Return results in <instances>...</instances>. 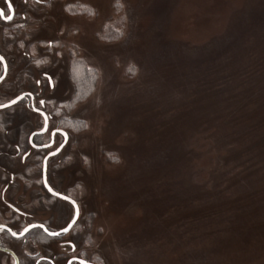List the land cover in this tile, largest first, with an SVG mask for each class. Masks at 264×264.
<instances>
[{
	"label": "rangeland",
	"instance_id": "374dc122",
	"mask_svg": "<svg viewBox=\"0 0 264 264\" xmlns=\"http://www.w3.org/2000/svg\"><path fill=\"white\" fill-rule=\"evenodd\" d=\"M46 2L29 6L33 19L14 30V74L11 33H0L9 66L0 104L31 92L37 107L46 101L49 129L65 126L70 141L48 167L66 177L65 191L77 186L81 216L60 239L37 230L14 239L0 228V246L21 264L80 254L98 264H264V144L237 138L226 148L230 134L218 128L239 117L253 89L235 80L233 94L210 91L247 58L264 59V0ZM43 125L29 99L0 110V225L13 231L32 222L59 229L74 214L42 187L46 151L32 149L29 135ZM0 264L15 261L0 251Z\"/></svg>",
	"mask_w": 264,
	"mask_h": 264
},
{
	"label": "flooded vegetation",
	"instance_id": "af4514ba",
	"mask_svg": "<svg viewBox=\"0 0 264 264\" xmlns=\"http://www.w3.org/2000/svg\"><path fill=\"white\" fill-rule=\"evenodd\" d=\"M11 2H12V4H13V9H14V15H13V19L11 20V21H5V20H3L2 18H0V33H2V37H6L7 36V33H8V31L11 33L10 34V37H11V39H12V42H13V56H12V64H11V69H12V72H13V74H14V30H18V29H20V30H23V24H24V19H26V18H28V16H30V19H33L32 17H31V15H32V10H31V12L29 11V6H31V7H33V3H38L37 2V0H21L20 2H19V0H11ZM39 3H41V4H44V5H48V2H46V0H40V2ZM21 4V6H20V8H22V15L21 16H19V14H20V12H19V5ZM0 7H3V8H5V10H6V14H11V13H7V9H6V5H5V3H4V0H0ZM28 7V10H27V12H25V8H27ZM29 11V12H28ZM22 17V18H21ZM30 19H29V21H30ZM20 26H22V27H20ZM20 30H18V31H20ZM52 43H51V45H49L51 48L54 46V44L55 43H53V41H51ZM32 45V44H31ZM31 45L29 46V47H31ZM2 55V54H1ZM6 59V58H5ZM76 61V60H75ZM6 62H7V60H6ZM72 63H73V61H72ZM2 64V63H1ZM7 65H8V62H7ZM67 68H68V74L70 75V73H71V61H68V65H67ZM3 71H4V68H3V64H2V72H1V74H0V76L2 75V73H3ZM8 72H9V66H8ZM8 75V74H7ZM43 76L47 79V77H51V80H52V84H49L50 85V88L51 89H53L54 88V80H53V78H52V76L53 75H51V74H48L47 73V77L45 76V73L43 74ZM71 76V75H70ZM48 80V79H47ZM24 93V92H23ZM25 93H27V95L20 101V102H22V101H24V100H28L29 99V101H30V108L31 109H33V106H35L36 108H38V109H40V110H43L47 115H48V117H49V122H48V131H46L45 133H43V134H35L34 136H33V140L31 141L30 140V137H31V135L34 133V132H36V131H39L40 129H42L43 127H44V125H43V127H41L40 129H37V130H33L31 133H30V135H29V145H30V147L32 148V149H34L35 151H37V152H39V151H46V154L44 155V157H43V160H42V187H43V189L46 191V193L49 195V197H50V199H54V200H58V201H61V202H63V203H66V204H69L71 207H72V205L68 202V201H66V200H62L60 197H57V196H55V195H53V193L52 192H49L48 191V188L47 187H45V184H44V168H43V163H44V158L48 155V153H49V151H54V149L56 148V147H58L59 145H57V146H55L56 144H53L52 145V148L50 149V148H43V149H38V148H35L33 145H44V144H48L50 141H51V139H53V137H52V129L50 130L49 128H50V121H51V117H52V115H50V114H48L44 109H43V107L45 106V104H46V101L45 100H43V101H45V103L43 104V105H41L40 104V107H37L36 105H35V98H36V96L33 94V93H31V92H25ZM28 93H31L32 95L31 96H29L28 95ZM14 106V105H13ZM36 112V111H35ZM37 113H39V114H41L40 112H37ZM44 119V118H43ZM70 123L72 122V123H76V121H69ZM54 128H57V129H62L63 130V132H65V133H67V142L66 143H64V147L61 149V151L59 152V153H56V155L55 156H50L49 157V159H48V162H47V169H46V175H47V182H48V184H49V186L50 187H52L53 189H54V191H56V192H60V193H62L63 195H67V196H69L71 199H73V200H75L76 201V203L78 204V206H79V199H78V197H79V193L77 192V186L75 187V188H68L66 191L64 190L65 189V187H64V184H65V182H66V177L64 176V175H61V174H56V173H52L51 174V172H50V169H49V162H50V160L52 159V158H54V157H57V156H59L61 153H62V151L65 149V147L68 145V143H69V141H70V135H69V133H68V131L66 130V128H65V126L64 125H62V123H58L57 124V126H55ZM48 132H50V136H49V139H48V141L47 142H39L40 141V139L44 136V135H46ZM57 136H60L61 137V141H60V143H63L64 142V140H65V138L59 133V132H57L56 133V136H55V140L57 141ZM16 148H17V154H19V151H20V147H19V145L17 144L16 145ZM30 156H31V153L29 152V151H25V153H24V156H23V161L24 162H26L27 160H29L30 159ZM14 169V168H13ZM54 171H60V169H54ZM15 173H14V170L12 171V173H11V184H12V188H14V180H15ZM73 176H74V179H75V182L76 181H78L77 180V176L79 177L80 175H78L77 174V172H75L74 174H73ZM61 188H63V189H61ZM6 190H7V188H6ZM5 190V191H6ZM54 200H52V201H54ZM10 207L12 208V210L13 211H15V213L18 215V214H24L22 211H20L19 209H17L15 206H14V202H11L10 204ZM72 209L74 210V214H75V209L72 207ZM73 214V215H74ZM80 216H81V211H80V206H79V217H78V219H77V222H76V224L74 225V227H73V229H71L70 230V232L68 233V234H62L61 236H58V237H52V236H49L43 229H41V228H39V227H36V228H33V229H30L27 233H25V235L23 236V237H21V238H19V237H14V236H12L14 239H24V238H26L27 236H29V234L34 230H37V231H42L44 234H46L47 236H49V237H51V238H58V239H60V238H65V237H67L68 235H71L72 233H73V231H74V229L78 226V222H79V220H80ZM72 219V218H71ZM71 219L67 222V223H69V222H71ZM32 223H43V222H32ZM46 227H48L50 230H54V231H58L59 229H53V228H50L47 224H45V223H43ZM2 225H5V224H2ZM5 226H7V225H5ZM67 226V224L64 226V227H66ZM8 228H10L9 226H7ZM8 228H6V227H4L3 229L4 230H6L8 233H10L7 229ZM12 229V228H11ZM11 234V233H10ZM73 235H74V233H73ZM77 240V239H76ZM72 241V240H71ZM73 242V241H72ZM75 245H76V243L75 242H73ZM71 246V245H70ZM5 247V246H4ZM76 249H78V246L76 245ZM76 249H75V251H76ZM12 250V249H11ZM1 251V250H0ZM14 251V250H13ZM75 251H73V252H75ZM4 252V251H3ZM6 253V252H5ZM14 253L16 254V252L14 251ZM8 255H10L13 259H14V257L11 255V254H9V253H7ZM17 255V254H16ZM81 255V254H80ZM80 255H71L68 259H70L71 257H73V256H77V257H80L81 259H85V260H87L90 264H98L96 261H94L93 259H91L90 258V260L89 259H86V258H83L82 256H80ZM17 257L19 258V260H20V264H21V259H20V257L17 255ZM67 259V260H68ZM37 260H39V264H57V261L55 260V259H51V258H49V257H46V259H40V258H38V259H36V262H37ZM14 261H15V259H14ZM36 262L34 263V264H36ZM66 264H67V262H66ZM73 264H78V262L77 261H73Z\"/></svg>",
	"mask_w": 264,
	"mask_h": 264
},
{
	"label": "trees",
	"instance_id": "16d2710c",
	"mask_svg": "<svg viewBox=\"0 0 264 264\" xmlns=\"http://www.w3.org/2000/svg\"><path fill=\"white\" fill-rule=\"evenodd\" d=\"M243 64L242 68L236 69L233 77L230 75V71H226L224 76L225 82L214 83L210 89V91H222V88H226L229 92H225L224 95L228 96L237 91V89L232 86L233 84H231V82L235 80L240 82L241 87L238 86V89L240 88L242 92H248L253 89L250 91V101L247 105L242 107L239 117L237 111H235L234 114L218 124L220 131L224 132L223 135L230 134L228 138L226 136L227 141L224 143L226 148H229L230 142L233 143L237 138L242 142L245 140L249 142L251 145L250 149L260 146L256 145L257 143L264 144V85L261 86L259 81L252 83V80L256 77L264 79V59L258 55L251 56V58H247ZM246 77L250 78L247 79ZM255 83L256 88H254ZM254 112L255 114L251 115ZM233 130L237 131L235 132ZM235 147V145H231V148ZM237 148L243 152L248 151L245 146Z\"/></svg>",
	"mask_w": 264,
	"mask_h": 264
},
{
	"label": "snow or ice",
	"instance_id": "6c2138e0",
	"mask_svg": "<svg viewBox=\"0 0 264 264\" xmlns=\"http://www.w3.org/2000/svg\"><path fill=\"white\" fill-rule=\"evenodd\" d=\"M37 2L39 3L40 0H37ZM4 3L6 5L7 13H11V14H6L5 8L0 7V18H2L5 21H11L13 19V15H14L13 4H12L11 0H4ZM48 43H49V45H51L52 42L49 41ZM21 46H23V45H21ZM3 60H4V57L0 56V61H3ZM39 63H40V61H37V64H39ZM5 69H6V66H5ZM45 76L47 77V73H45ZM0 79H3V77L0 76ZM47 79H48L49 84H52L51 77H47ZM36 83H39V81H36ZM28 95L31 96L32 94L28 93ZM20 99H22V97L18 96L15 99L10 100L8 102V104H0V108H7L10 105L15 104L17 102V100H20ZM44 103H45V101H43V100L40 101L41 105H43ZM33 111L40 112V109L33 106ZM41 115L44 118V128L40 129V131L45 132V131H48V119L49 118H48V115L43 113V112H41ZM57 132H59L65 138V140L63 143H59V146L56 147L54 149V151H49L48 156H55L56 153H59L61 151V149L64 147V143L67 142V133L63 132L62 129L53 128L52 133H51L53 139H51V141L48 144H45L42 146L51 149L52 145L57 143V141L55 140V136H56ZM33 146L35 147L36 145H33ZM47 158H48L47 156L44 158L45 161H47ZM46 168H47V164L45 163V171H46ZM44 184H45V187L48 188L49 192H52L53 195L60 197L62 200L68 201L72 205V207L75 209V214L72 216L71 222L67 223L66 227H62L58 231L50 230L43 223H40V224L30 223L27 226L23 227V229L19 232L13 231L11 228H8L7 230L11 233L12 236L23 237L25 235V233H27L30 229L39 227V228L43 229L49 236L58 237V236H61L62 234H68L70 232V230L73 229V227L76 224L77 219L79 217V206H78V204L76 203L75 200L71 199L69 196L63 195L60 192H56V191H54V189L52 187L48 186L46 174L44 177ZM4 227H6V226L0 225V228H4ZM66 243L71 245L72 251H75L76 245L71 240L67 241ZM62 246H63V242H62ZM28 255L31 257L33 254L28 253ZM40 259H46V257H41ZM73 261H77L78 264H89V262L87 260L81 259L80 257H77V256H73L70 259H68L67 264H73ZM36 264H39V260H37Z\"/></svg>",
	"mask_w": 264,
	"mask_h": 264
},
{
	"label": "water",
	"instance_id": "95a60500",
	"mask_svg": "<svg viewBox=\"0 0 264 264\" xmlns=\"http://www.w3.org/2000/svg\"><path fill=\"white\" fill-rule=\"evenodd\" d=\"M0 56H3V55H1L0 54ZM4 57V56H3ZM2 64H3V68H4V71H3V73H2V77H3V79H0V83L1 82H3L4 81V79L7 77V74H8V65H7V62H6V59H5V57H4V60L3 61H0ZM5 66H6V69H5ZM27 95V93H21V94H19V95H17L16 97H18V96H20V97H22V99L25 97ZM16 97H14L13 99H15ZM13 99H11V100H13ZM22 99H20V100H17V102L16 103H18V102H20ZM10 101V100H9ZM8 101V102H9ZM8 102H5V103H2V104H8ZM15 103V104H16ZM15 104H13V105H15ZM13 105H10L9 107H11V106H13ZM9 107H7V108H9ZM7 108H0V110H3V109H7ZM37 112V111H36ZM41 112H43V113H45L43 110H40V113ZM46 114V113H45ZM49 118V117H48ZM48 122H49V119H48ZM44 128V127H43ZM46 132V131H45ZM45 132H42V131H36V132H34L32 135H31V137H30V140L32 141L33 140V136L35 135V134H43V133H45ZM45 145V144H44ZM35 148H38V149H43V148H46V147H43L42 145H36L35 146ZM47 161H45V159H44V163H43V168H44V177H45V174H46V171H45V163L47 164V162H48V159H49V157L50 156H48L47 155ZM47 169V168H46ZM48 186H49V184H48ZM35 224H39V223H35ZM3 226H5V225H3ZM6 228H8L7 226H6ZM19 238H21V237H19ZM0 250L1 251H4V252H6V253H9V254H11L13 257H14V259H15V264H20V260H19V258L17 257V255L14 253V251L13 250H11L10 248H7V247H4V246H0ZM90 264V263H89Z\"/></svg>",
	"mask_w": 264,
	"mask_h": 264
}]
</instances>
